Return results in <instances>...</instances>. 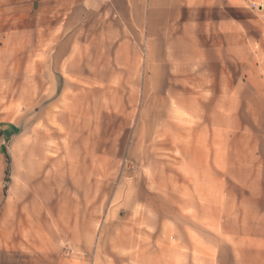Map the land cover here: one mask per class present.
I'll use <instances>...</instances> for the list:
<instances>
[{"label":"rangeland","instance_id":"rangeland-1","mask_svg":"<svg viewBox=\"0 0 264 264\" xmlns=\"http://www.w3.org/2000/svg\"><path fill=\"white\" fill-rule=\"evenodd\" d=\"M225 3L193 41L84 40L62 74L53 42L0 56L6 192L62 219L67 264H264V0Z\"/></svg>","mask_w":264,"mask_h":264},{"label":"crops","instance_id":"crops-1","mask_svg":"<svg viewBox=\"0 0 264 264\" xmlns=\"http://www.w3.org/2000/svg\"><path fill=\"white\" fill-rule=\"evenodd\" d=\"M226 6L225 0H0V56L35 54L38 40L53 42L51 71L62 74L84 40L189 41L195 26L210 22L213 9L221 18ZM60 81L51 85L56 92ZM9 138L0 132V264H67L62 219L52 221L35 202L21 206L20 197L6 192ZM77 227L76 244L84 250L83 221Z\"/></svg>","mask_w":264,"mask_h":264}]
</instances>
